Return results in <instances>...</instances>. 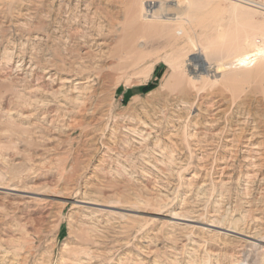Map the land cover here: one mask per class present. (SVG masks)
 Returning <instances> with one entry per match:
<instances>
[{
    "label": "rangeland",
    "instance_id": "obj_1",
    "mask_svg": "<svg viewBox=\"0 0 264 264\" xmlns=\"http://www.w3.org/2000/svg\"><path fill=\"white\" fill-rule=\"evenodd\" d=\"M143 1L0 0V186L27 191L0 192V264H264V243L170 219L264 240V61L216 79L193 62L248 50L234 7L264 14L166 0L168 18L190 6L177 36ZM80 73L95 82L71 103Z\"/></svg>",
    "mask_w": 264,
    "mask_h": 264
},
{
    "label": "bare ground",
    "instance_id": "obj_2",
    "mask_svg": "<svg viewBox=\"0 0 264 264\" xmlns=\"http://www.w3.org/2000/svg\"><path fill=\"white\" fill-rule=\"evenodd\" d=\"M190 2H193L195 5H197L198 7H204L206 5L209 4V0H189ZM234 2H236L237 4L246 7V8H250L253 10H256L260 13L264 14V2H260V3H254L251 0H232ZM154 3L150 2L148 3L147 1H143L142 2V8H141V13L139 12V20L141 21H151L154 20L156 18V13L159 12V10L161 11V13L164 14H160V17L164 18L165 22H168V24L170 26L172 25V22L176 21L175 17H170L168 18V16L170 15L168 12V10L163 11V6L166 5V0H156L153 1ZM79 10V9H78ZM85 10V9H84ZM89 12V11H88ZM27 14V13H26ZM175 15V14H174ZM230 17L232 18V22L235 24V22H240L244 25L247 26H253V31L255 32V30H258L259 32H262L261 28H264V20L260 21V22H256V13H254L253 11L249 10V9H236L235 7L230 11L229 13ZM27 21V20H26ZM25 22V21H24ZM230 23V21H229ZM25 24V23H24ZM233 24V25H234ZM85 26V25H84ZM242 27V26H241ZM37 28V27H36ZM261 29V30H260ZM26 30V29H25ZM29 30V29H28ZM239 29H236V31ZM253 31H249V32H245L243 31V39H239L238 38V46L243 45V47L245 48V46H247L245 48V50H252L251 51H245L242 52L240 54H238L237 56H235L233 59H231L230 61H222L220 59H215L212 58L211 56L207 55V52L200 50L198 52V55L194 57L193 62L197 63V65H195L196 67V71L195 73L198 75H207V76H211L214 77L215 79L219 76L223 77L224 75H228L230 74H236V71L241 70V69H248L250 65H255L256 63L260 62V61H264V47H260L258 45V43L255 41L256 39L254 38V32ZM104 32V31H103ZM83 33V31H82ZM85 34H83L81 36V40L85 39L88 37V33L84 32ZM223 34V33H222ZM257 34V33H256ZM255 34V35H256ZM103 35V34H102ZM239 35V34H238ZM36 36V35H35ZM90 36V35H89ZM93 36V35H92ZM99 36V35H98ZM241 36V35H240ZM99 38V37H98ZM37 39V38H36ZM83 42V41H82ZM106 45V42H102L100 45L102 47V45ZM108 45V43H107ZM251 47V48H250ZM108 48V47H106ZM78 51V50H77ZM103 51V50H102ZM106 51V50H104ZM99 52V51H98ZM110 52V51H109ZM108 52V53H109ZM105 53V52H104ZM103 53V54H104ZM106 54V53H105ZM123 55V54H122ZM120 53H116V51L111 50V52L109 54H107L106 58L110 59V58H115L117 59V63L115 65L116 70L121 69L120 71H124L128 65H126V62H123V59L127 58L126 56H122ZM70 56V55H69ZM79 56V55H78ZM105 56V55H103ZM81 58V57H80ZM74 61V60H73ZM83 62V61H82ZM81 62V63H82ZM54 63V62H53ZM22 66V65H21ZM35 66V65H34ZM251 67V66H250ZM26 69V68H25ZM82 69V68H81ZM261 69V68H260ZM263 69V68H262ZM74 70V69H73ZM87 70V69H86ZM100 71V70H99ZM98 71V72H99ZM119 71V70H118ZM119 71V72H120ZM77 72V71H76ZM97 73V72H96ZM123 73V72H122ZM121 73V74H122ZM26 74V73H25ZM95 74V73H94ZM99 74V73H97ZM234 74V75H235ZM53 75V74H52ZM234 75H232L234 77ZM229 77V76H226ZM231 77V76H230ZM227 79V78H226ZM38 80V79H37ZM95 82L94 76L90 75V76H86L85 77V73H80V75H69L67 78H64L63 80V84H67V85H71L70 89L72 90V92L74 93L73 97L70 98L69 97V102L73 103L74 102H81L83 104V101L85 99V96L87 95V90L88 87L91 83ZM92 85V84H91ZM43 86V85H42ZM60 87V86H59ZM34 89V88H33ZM32 90V89H31ZM91 90V89H90ZM119 90V89H118ZM69 91V90H68ZM31 93V92H30ZM72 93V94H73ZM62 94V93H61ZM60 94V95H61ZM57 95V94H56ZM59 95V93H58ZM64 96V95H63ZM59 97V96H58ZM62 97V96H60ZM66 97V96H65ZM30 99V98H29ZM38 99V98H37ZM58 99V98H57ZM68 99V98H67ZM87 99V98H86ZM66 104H67V100H63ZM87 101V100H85ZM37 102V101H36ZM68 102V103H69ZM43 103V102H42ZM48 103V102H47ZM60 103V102H59ZM85 103V102H84ZM64 104V103H63ZM81 104V105H82ZM80 107V106H79ZM81 108V107H80ZM14 111V110H13ZM60 111V110H59ZM206 112V111H205ZM55 113V112H54ZM80 113V112H79ZM78 113V114H79ZM116 118V117H115ZM226 118V117H225ZM51 120V119H50ZM54 121V120H53ZM55 122V121H54ZM159 124V123H158ZM214 124V123H213ZM135 132V131H134ZM209 136V135H208ZM216 136V135H215ZM200 138V137H199ZM250 140V139H249ZM235 141V140H234ZM211 143V142H209ZM211 146V145H210ZM257 146V145H256ZM240 147V146H239ZM204 150V149H203ZM257 163V162H256ZM17 165H19L17 163ZM24 165V164H23ZM20 166V165H19ZM231 167V166H230ZM224 169V168H223ZM202 170V169H201ZM252 176V175H251ZM226 182V181H225ZM1 184V183H0ZM221 187V186H220ZM26 188V187H24ZM22 188L21 186L17 185V184H11L8 187H1L0 186V192H4L6 194L9 195H21V194H25L27 193V191ZM40 193V192H39ZM39 193H37V195H40ZM42 193V192H41ZM33 196V195H32ZM46 199V198H45ZM37 200V199H36ZM41 203V202H39ZM75 205H81L85 208H92V207H103L102 205L97 204V202H93L92 200L89 201H78L75 200L74 201ZM77 207V206H76ZM106 207V206H105ZM107 208H112L111 206H107ZM104 210V209H103ZM226 211V210H225ZM212 215V214H211ZM214 216V215H213ZM170 219L172 221V223H179L180 225H193L195 224V227H200V226H206L205 229L209 228L213 230H222L225 231V233L227 235H231L234 237H238V238H246L249 240H252L263 244L264 240H262L261 238L259 239L258 236L256 235H244L242 233H239V230L235 227L230 228V229H223L221 226H219V220L216 217H213L209 223L205 224V223H201L199 222L197 219H189V218H183L180 217V215L177 214H173L170 216ZM206 219V218H205ZM181 229V228H180ZM199 229V228H198ZM185 230V229H184ZM203 230V228H202ZM211 231V230H210ZM180 232V231H179ZM213 234V233H212ZM182 235V234H181ZM183 236V235H182ZM187 242V241H186ZM200 249V248H199ZM70 251V250H69ZM69 261V260H68ZM81 262V261H80ZM83 262V261H82ZM75 263V262H73ZM79 263V262H78ZM81 264V263H80Z\"/></svg>",
    "mask_w": 264,
    "mask_h": 264
},
{
    "label": "clouds",
    "instance_id": "obj_3",
    "mask_svg": "<svg viewBox=\"0 0 264 264\" xmlns=\"http://www.w3.org/2000/svg\"><path fill=\"white\" fill-rule=\"evenodd\" d=\"M186 9H187V11L185 13H182L176 17L177 23L174 27V32H175V35H177V36L183 35V22L188 19L187 13L190 10V6H189V8H186Z\"/></svg>",
    "mask_w": 264,
    "mask_h": 264
},
{
    "label": "built area",
    "instance_id": "obj_4",
    "mask_svg": "<svg viewBox=\"0 0 264 264\" xmlns=\"http://www.w3.org/2000/svg\"><path fill=\"white\" fill-rule=\"evenodd\" d=\"M254 3H260V2H264V0H251Z\"/></svg>",
    "mask_w": 264,
    "mask_h": 264
},
{
    "label": "trees",
    "instance_id": "obj_5",
    "mask_svg": "<svg viewBox=\"0 0 264 264\" xmlns=\"http://www.w3.org/2000/svg\"><path fill=\"white\" fill-rule=\"evenodd\" d=\"M147 88H148V87H144V88H142V89H140V90L143 91V92H146V91H147Z\"/></svg>",
    "mask_w": 264,
    "mask_h": 264
}]
</instances>
